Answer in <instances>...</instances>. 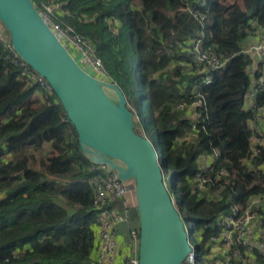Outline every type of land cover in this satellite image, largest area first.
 Wrapping results in <instances>:
<instances>
[{"label": "trees", "instance_id": "1", "mask_svg": "<svg viewBox=\"0 0 264 264\" xmlns=\"http://www.w3.org/2000/svg\"><path fill=\"white\" fill-rule=\"evenodd\" d=\"M33 1L36 8L61 4L54 17L93 46L107 78L131 108L132 101L142 104L141 85L163 174L174 171V189L188 217L196 218L191 228L202 259L208 236L217 232L213 220L227 210L229 199L237 196L244 204L252 195H264V130L253 128L264 106V88L258 84L263 62L252 71V59L242 50L243 39L264 24V0ZM196 43L202 50L211 48L225 67L208 69L197 57ZM11 54L0 40V264H99L93 190L84 180L91 174L90 162L52 90L28 79L23 66L10 61ZM206 70L211 83L196 88ZM252 85L258 88L254 106L246 107ZM36 91L45 96L39 106L30 98ZM197 98L204 105L193 125L190 105ZM253 136L261 139L256 147ZM44 141L52 152L42 171L29 168L25 157L2 159ZM213 155L206 184L211 193L197 187L195 178L201 156ZM67 174L79 180L58 189L56 180ZM60 196L67 207L57 202ZM260 214L264 231V210Z\"/></svg>", "mask_w": 264, "mask_h": 264}, {"label": "water", "instance_id": "2", "mask_svg": "<svg viewBox=\"0 0 264 264\" xmlns=\"http://www.w3.org/2000/svg\"><path fill=\"white\" fill-rule=\"evenodd\" d=\"M0 23L13 52L46 80L56 96L83 156L115 171L122 181L133 182L138 264H185L191 248L179 207L170 198L174 183L166 184L163 160L153 141L144 130L138 131L139 110L128 105L116 83L80 66L33 0H0ZM249 56L254 71L260 56L255 51Z\"/></svg>", "mask_w": 264, "mask_h": 264}, {"label": "built area", "instance_id": "3", "mask_svg": "<svg viewBox=\"0 0 264 264\" xmlns=\"http://www.w3.org/2000/svg\"><path fill=\"white\" fill-rule=\"evenodd\" d=\"M37 10L80 66L97 78L105 79L107 77L101 59L94 54L93 46L70 26L62 24L54 17L53 13H55V10H62L59 2L42 4ZM263 26L264 24L256 27L253 31ZM0 40L12 52L10 61L13 64L23 66L25 76L28 79H33L41 86L49 88L46 80L40 77L13 52L7 32H0ZM195 46L198 59L204 61L208 69L221 70L225 67L226 62L221 60L211 48L208 47L202 50L198 43ZM242 50L248 54L254 51L258 52L260 56L259 63L262 61L264 66V41L251 42L245 47L242 44ZM209 71L206 70L204 78L196 83V88L211 83L212 79ZM261 72L258 84L260 88H264V67ZM257 90L258 88L253 85L248 88L246 107L254 106V96ZM201 105H204V100L199 98L190 105L191 113L189 117L193 125L202 116L201 111L198 110ZM182 106L183 104H180V107ZM259 112L257 120L259 117L264 118V106L259 109ZM253 128L259 130V123L253 122ZM253 137L252 145L256 147L257 144L261 143V139L256 136ZM214 160V155L210 158L201 156L200 173L195 178L198 184L197 187L209 190L211 193L213 191L206 184L210 180L208 176L212 170L211 162ZM89 170L91 174L84 180L90 184L93 190V207L97 221V229L95 231L97 262L99 264H138V226L133 227L130 225L132 212L136 211L133 182L131 180L122 181L115 171H108L105 165L90 163ZM217 172L225 174L224 169H220ZM77 180L75 179L71 182L73 183ZM168 183L169 176L166 177V184L168 185ZM170 190L169 188L170 198L174 203V197ZM261 210H264V195H252L245 200L244 204L241 203L237 196L230 198L227 210L217 215L213 220L212 225L217 229V232L208 236L206 241L207 253L202 257V261L204 262L205 260L206 264H264V231L261 222ZM183 223L191 248L185 259V264H196L199 258L198 249L190 244L189 231H187L185 221ZM122 224L126 226L129 235L128 247L125 250L119 241V226ZM196 241L199 242V239L197 238ZM206 258H209V260L206 261Z\"/></svg>", "mask_w": 264, "mask_h": 264}, {"label": "crops", "instance_id": "4", "mask_svg": "<svg viewBox=\"0 0 264 264\" xmlns=\"http://www.w3.org/2000/svg\"><path fill=\"white\" fill-rule=\"evenodd\" d=\"M0 32H6L5 28L3 27V25L0 23ZM264 41V26L251 32L249 34V36H247L242 44L243 47L247 46L248 44H250L251 42H257V41ZM264 67V66H263ZM252 68V67H251ZM31 99L35 100V105L39 106L42 104V101H45V96L44 94H42V92L40 91H36L34 93H32V95L30 96ZM264 117V115H263ZM256 123H259L260 129L264 130V118L259 117L258 120L256 121ZM52 152V146L51 143L49 141H44L41 145V147H34V146H26L23 147L20 151L15 152V153H5L4 155H2V159L6 160V161H16V160H20L23 157L27 158V165L29 168L34 169V170H43V166H42V162L46 161V159L51 155ZM68 176L70 174H67ZM68 176L62 177V179L59 178V180H56V187L58 189L61 188H65L68 187L69 184H71L75 178V176H73L72 178H67ZM49 178H52L53 176H48ZM55 178V177H53ZM66 181V183H65ZM132 222L135 223V225L138 224V216H137V212L133 211L132 212ZM138 226V225H137ZM120 235H119V241L120 244L122 246V248H124V250L128 247V239H129V235H128V231L125 225H121L120 227ZM125 231V233H124Z\"/></svg>", "mask_w": 264, "mask_h": 264}, {"label": "rangeland", "instance_id": "5", "mask_svg": "<svg viewBox=\"0 0 264 264\" xmlns=\"http://www.w3.org/2000/svg\"><path fill=\"white\" fill-rule=\"evenodd\" d=\"M109 23L112 24V21H109ZM105 79L110 81L107 77ZM142 93H143V90H141V85L138 84V94H139L140 98H142V106L141 107H140V105L137 106L135 101H132L131 103H132L133 109H135L136 111L139 110L140 119L142 121L141 126L144 130V133L148 138H150L153 141V144L156 147L157 154L159 156V160L161 161L162 158H161V154H160L159 141H158L157 135H156L154 118L148 109L147 101L145 98H143ZM138 131H141L140 127H138ZM163 170H165L164 166H163ZM73 171H76V168H74ZM167 172L168 173H164V178L169 176L168 186H170L171 176L174 175V171L168 169ZM73 176L74 175H70L67 178H72ZM65 183H66V181H65ZM170 191L172 192V195L174 197V201H175L176 205L179 207L180 215H181L182 219L185 221L187 231H189V242L192 246L196 247V246H198V242L196 241L197 237L195 236L194 231L191 230V226H192L193 222L196 220V218L194 217L191 219L188 217L178 190L177 189H171ZM56 200L59 204L67 207L66 199L64 197L60 196ZM130 225L134 227V226H137L138 224L135 225V223L131 221ZM120 227H121V225L119 226V230H120ZM124 233H125V231H124ZM196 264H203V261L200 257L197 259Z\"/></svg>", "mask_w": 264, "mask_h": 264}]
</instances>
